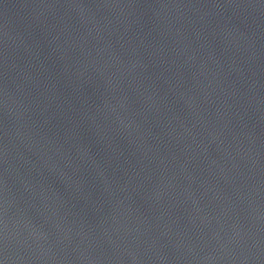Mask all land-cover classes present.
Segmentation results:
<instances>
[{
  "label": "water",
  "instance_id": "95a60500",
  "mask_svg": "<svg viewBox=\"0 0 264 264\" xmlns=\"http://www.w3.org/2000/svg\"><path fill=\"white\" fill-rule=\"evenodd\" d=\"M0 264H264V0H0Z\"/></svg>",
  "mask_w": 264,
  "mask_h": 264
}]
</instances>
